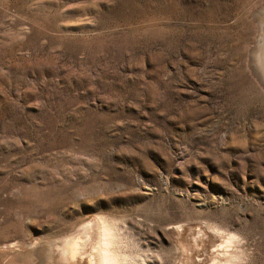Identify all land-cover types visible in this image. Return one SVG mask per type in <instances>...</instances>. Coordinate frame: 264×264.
<instances>
[{"label":"rangeland","instance_id":"374dc122","mask_svg":"<svg viewBox=\"0 0 264 264\" xmlns=\"http://www.w3.org/2000/svg\"><path fill=\"white\" fill-rule=\"evenodd\" d=\"M263 6L0 0V264L99 216L141 264H264Z\"/></svg>","mask_w":264,"mask_h":264},{"label":"bare ground","instance_id":"6f19581e","mask_svg":"<svg viewBox=\"0 0 264 264\" xmlns=\"http://www.w3.org/2000/svg\"><path fill=\"white\" fill-rule=\"evenodd\" d=\"M252 15L259 22L258 34L256 32L257 37H260L261 34L263 36L261 39H258L256 46L250 50L249 62H250L252 71L257 76V78L261 81L260 83H262V85L264 86V6L262 8L254 9V12L252 13ZM256 31H257V29H256ZM253 42H255V41H253ZM117 223L118 222H116L114 219H111V218L105 217V216L88 218L86 220L79 222L78 224L75 225V227L73 228V230L71 232L65 234L64 236L62 235L63 237L57 238L53 242L52 241L47 242L46 249H47L48 255H47V259L43 261V264H141V262H139L140 260L138 259L139 256H136V255H139L142 252L140 253L138 249H136V250L132 249L131 250V248L128 247L129 245L127 246L128 243L126 244L125 239L129 238V237L126 235L127 237L124 239L123 235L120 233L121 231H119V226ZM191 230H192V228H191ZM122 231H124V229ZM181 231L182 230H180V232ZM188 231H189V229H188ZM177 232H179V231H177ZM182 232H184V231H182ZM171 233H174V232H171ZM168 234H169V232H168ZM185 235H187V236L186 237L183 236L184 238L181 237V238L177 239L180 243L179 246L182 248L184 247L186 249L192 246V247H194V250H196L195 254L197 255L200 252V247L203 244V242H206V241H204L205 236H204V232L202 231V228H200V229L196 228L194 231L192 230L190 233H187ZM214 235H215V233H214ZM166 236H168V235H166ZM177 236L179 237V235H177ZM173 238L176 239V237H173ZM205 239H206V237H205ZM131 240H132V238H131ZM162 240H163V237H162ZM127 241H129V239ZM133 245H136V244H133ZM215 246H216V244H215ZM134 248H135V246H134ZM137 248H138V246H137ZM190 249L191 248H189L188 251H191ZM30 250H31V248H30ZM147 251H149V250H147ZM144 255H142V256H144ZM176 255H175V257H176ZM203 255H206V254H202L200 259L201 258L203 259V257H202ZM148 256H150V254ZM144 257H147V256H144ZM144 257H142L140 259L143 260ZM196 258H197V256H196ZM156 259L158 261V258H156ZM228 259H230V258L229 257L220 258V259L215 258V259L210 260L208 262V264H220L223 261H226ZM157 261H155V262H157ZM202 261H204V259L201 260V262ZM233 261L234 260H232V262ZM201 262H200V264H202ZM142 263L144 264V262H142ZM186 263L187 262H185V264ZM41 264H42V262H41ZM159 264H161V263H159Z\"/></svg>","mask_w":264,"mask_h":264}]
</instances>
